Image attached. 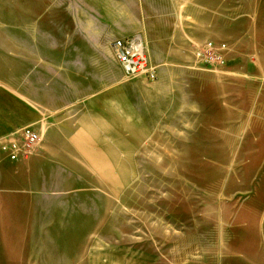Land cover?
<instances>
[{"label":"crops","instance_id":"1","mask_svg":"<svg viewBox=\"0 0 264 264\" xmlns=\"http://www.w3.org/2000/svg\"><path fill=\"white\" fill-rule=\"evenodd\" d=\"M136 33L158 67L145 90L107 53ZM209 39L227 43L226 66L159 71ZM188 82L200 109L191 138L222 147V161L263 162L264 0H0V139L26 126L41 135L29 158H0V240L56 243L58 264L77 263L73 243L121 221L144 131L153 145L178 129ZM116 252L105 264L144 263L143 251Z\"/></svg>","mask_w":264,"mask_h":264},{"label":"rangeland","instance_id":"2","mask_svg":"<svg viewBox=\"0 0 264 264\" xmlns=\"http://www.w3.org/2000/svg\"><path fill=\"white\" fill-rule=\"evenodd\" d=\"M195 48L186 51L189 62L159 71L168 75L189 73L191 65L201 68L193 61ZM108 51L115 60L112 47ZM133 82L144 90L155 83ZM188 84L184 103L177 107L183 113L175 115L178 129L156 131L153 145L150 131H144L142 154L128 162L121 221L102 227L95 241L73 243L80 248L75 264H105V254L118 249L127 251L129 260L143 251V264H264V161H222V147L198 139L200 124L190 118L199 116V94L194 82ZM194 133L198 138H191ZM31 241L0 240V264H58L63 259L52 256L56 243ZM93 250L95 261L89 257Z\"/></svg>","mask_w":264,"mask_h":264},{"label":"built area","instance_id":"3","mask_svg":"<svg viewBox=\"0 0 264 264\" xmlns=\"http://www.w3.org/2000/svg\"><path fill=\"white\" fill-rule=\"evenodd\" d=\"M117 62L128 78L141 79L148 83L156 81L158 68L148 55L146 43L141 34L136 33L118 39L112 44ZM227 43L216 44L207 41L194 51L197 64L206 68L226 66ZM41 141L40 133L32 126H26L0 139V151L10 161H19L32 156Z\"/></svg>","mask_w":264,"mask_h":264}]
</instances>
